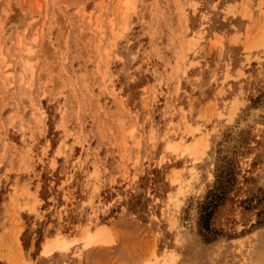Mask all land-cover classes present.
<instances>
[{
	"label": "rangeland",
	"instance_id": "obj_1",
	"mask_svg": "<svg viewBox=\"0 0 264 264\" xmlns=\"http://www.w3.org/2000/svg\"><path fill=\"white\" fill-rule=\"evenodd\" d=\"M12 261L264 264V0H0Z\"/></svg>",
	"mask_w": 264,
	"mask_h": 264
},
{
	"label": "bare ground",
	"instance_id": "obj_2",
	"mask_svg": "<svg viewBox=\"0 0 264 264\" xmlns=\"http://www.w3.org/2000/svg\"><path fill=\"white\" fill-rule=\"evenodd\" d=\"M128 6V5H127ZM26 51H28V53H30V47L27 46L26 48ZM32 51V50H31ZM24 73H28V77H32L35 70L33 69L32 66L29 65V62H26L24 64ZM171 124V123H170ZM169 146L171 147L172 150H174L175 152L178 151V150H181L182 152H189L190 151V147L187 146L184 141H183V138L179 139V141L177 143H173V142H170L169 143ZM193 150V149H191ZM85 233V232H84ZM60 234V233H59ZM62 234V233H61ZM58 235V234H57ZM62 236V235H61ZM61 236H58L56 238H54L52 241L50 242H47L46 244L43 245V248H42V254H45V255H50L52 254L56 249H58L61 245L64 244V239L61 237ZM83 236V235H82ZM70 238V237H69ZM79 238V237H78ZM100 238V237H99ZM101 239V238H100ZM95 241V240H94ZM97 242V241H96ZM4 246V245H3ZM65 247V246H64ZM8 248V247H6ZM7 250V249H6ZM60 250V249H59ZM7 252V251H6ZM9 254V253H8ZM14 255V254H13ZM41 257V256H40ZM14 262L12 261V264ZM154 264H164V263H161V262H157Z\"/></svg>",
	"mask_w": 264,
	"mask_h": 264
}]
</instances>
